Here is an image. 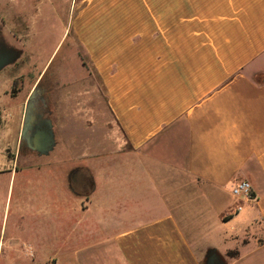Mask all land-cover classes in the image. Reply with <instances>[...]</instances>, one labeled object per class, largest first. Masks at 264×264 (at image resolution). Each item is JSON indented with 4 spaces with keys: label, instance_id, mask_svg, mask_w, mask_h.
<instances>
[{
    "label": "crops",
    "instance_id": "1",
    "mask_svg": "<svg viewBox=\"0 0 264 264\" xmlns=\"http://www.w3.org/2000/svg\"><path fill=\"white\" fill-rule=\"evenodd\" d=\"M94 2L105 10L88 16L80 31L114 141L98 125L87 136L85 157L42 159L63 147L67 131H60L47 155L30 160L29 151L18 164L2 158L0 229L7 246L56 264H204L210 252L224 264H264V0ZM242 180L252 185V198L244 200L257 224L253 235L216 228L218 242L210 237L217 225H182L178 211L186 203L235 197L228 189ZM15 185L18 218L10 228L5 207ZM154 191L167 212L138 217L139 206L157 205L141 201ZM62 208L73 214L62 244L54 251L44 240L35 244L33 225L25 222L39 216L56 234L62 222L54 214ZM212 216L210 223L230 215Z\"/></svg>",
    "mask_w": 264,
    "mask_h": 264
},
{
    "label": "rangeland",
    "instance_id": "2",
    "mask_svg": "<svg viewBox=\"0 0 264 264\" xmlns=\"http://www.w3.org/2000/svg\"><path fill=\"white\" fill-rule=\"evenodd\" d=\"M89 3L91 4L90 9L87 14H84L82 19H86L83 22L79 18V14ZM104 10L105 6L97 5L94 0H0V21L4 23V33L13 43L23 48V53L18 59V64L10 69H5L8 71L9 76L20 75L19 79L24 83V89L20 93V96L10 99L9 95L4 94L3 91L6 84L0 81V104L7 105L10 111L16 110L17 117H15V121L10 120L13 123V128L16 129L18 125L20 127L22 112L28 93L34 85L38 74L44 70L47 63H51L48 66V73L50 71L51 73L53 72L52 76L56 78V72H58L61 81H68V84H71L72 87V90L66 91L63 89L62 91L63 94H68L71 103V108L69 107L71 116L70 128L63 140V147L60 142L49 156H42V159H46L47 157L72 159L74 156H87L88 150L85 144L90 142L87 136L90 135L92 139L94 130L96 131L98 125L101 127L106 126L107 131L108 129L111 131V135L107 134V139H110V142L114 141L113 134L116 133L114 123L109 113H105L103 110L104 93L102 88L98 87L99 80L97 75L91 70L89 55L83 47L82 33L80 31L81 25L85 22L87 23L88 16L104 12ZM77 23H79L78 26ZM90 25H93V23ZM6 76H8L7 73ZM64 99L65 97L62 98V101ZM7 125H10V123H0V161L2 158L3 160L7 158L6 150L4 149V142H6L4 131ZM101 127L99 128L100 131H102ZM60 131L64 130L58 128L56 135L59 137L62 135ZM96 135L94 134L95 138ZM33 157L36 156L33 155ZM46 177L44 182L46 185H50L48 175ZM43 178L40 177L38 180L34 178L35 181L33 184H30L31 188H33L32 190L35 191L37 189V183L41 180L43 181ZM16 185L13 191L10 190L11 204L9 211V200L7 208L5 207L4 226L7 223L6 226L10 228H14L17 225L18 218L14 206L18 197V186ZM231 187L228 191H231ZM149 198L155 201L157 205H155V208L145 205L139 206L138 217L146 218L167 212V207L163 204L158 192H152L148 198L143 196L141 201L147 202ZM198 202L199 204L195 201L190 206L186 203L179 209L178 215L180 216L179 219L182 225H217L210 232V237H213L215 241L219 240L216 228L224 232L232 231L243 238L254 234L253 228L257 225L254 222L255 217H253V212H251L250 206L245 202L243 197L227 196L226 194L221 197L211 195L201 198ZM238 207H241V210H238ZM148 208H151V210ZM3 210L4 200L0 205V221ZM64 210L62 208V211L58 210L54 214L56 218H60L58 222H62L61 226L56 225V234L55 230H53V234L50 233V225H41L38 220L39 216H36L35 221L27 222V224L25 222V225H33L32 229L34 230L32 231L35 233V244L42 240L45 241L44 246L52 243V245H48V247L51 246L52 251H54L56 246L58 247L59 244H62L61 242L64 241L66 235V226L70 225L73 219V214H66L63 212ZM7 212L9 213L8 216ZM221 213H226L230 216L224 220L218 221L216 219V222H209L210 215L218 217ZM48 218L49 220L51 219L50 216ZM77 218L79 217H75V219ZM199 222L201 223L199 224ZM244 228H247V230L245 229L246 232ZM91 231H95L91 232L93 236L92 240H95L98 237V232L96 233V229H92ZM231 242L227 240L223 244L231 247L233 245ZM252 246L253 244L250 243L246 248L250 249ZM2 247L4 252L0 258V264H56L49 259L44 262H36L30 258L17 256V252L15 255L6 242Z\"/></svg>",
    "mask_w": 264,
    "mask_h": 264
},
{
    "label": "flooded vegetation",
    "instance_id": "3",
    "mask_svg": "<svg viewBox=\"0 0 264 264\" xmlns=\"http://www.w3.org/2000/svg\"><path fill=\"white\" fill-rule=\"evenodd\" d=\"M19 59V58H18ZM17 62L13 65L6 66L0 71V81L6 84L4 88V94L9 95L10 99H14L20 96V93L24 89V83L19 79L20 75H13L9 76L8 71L5 69H10L14 67ZM49 62V60H48ZM51 63H47L46 67L42 72H40L37 76V79L30 89L28 96L26 98V102L24 105V109L22 112L21 123L15 128H13L11 121H15L16 110L13 111L8 110L7 105L0 104V123H10V125L5 126L4 134L6 135V142L4 149L6 150V157L8 160L13 161L15 164L23 161V157H25V153H31L32 157L37 156L38 152L33 150L31 147L34 146L33 140L37 133V129L39 126L40 129H45L47 127L46 119H49L51 122V129L54 134V139L56 141V134L58 132V128L64 130L65 132L68 131L70 128V113L69 107L71 108L70 99L68 94H63L62 91L65 89L66 91L72 90L71 84H68V81L64 80L61 81L60 74L56 72V78L52 76L53 72L48 73V66ZM5 73V74H4ZM6 73L8 76H6ZM4 74V76H3ZM29 76V75H28ZM3 77V78H1ZM23 78V77H22ZM28 78V77H27ZM3 79V80H2ZM16 87V88H15ZM36 90V95L34 97V108L31 112V125L35 127V129L29 130L28 134L22 136V129H23V120L25 115V107L29 100L31 93ZM65 99L62 101V98ZM64 103V104H63ZM12 110V109H11ZM11 116V117H10ZM18 129V130H17ZM18 133V137H17ZM29 139H32V142L29 143ZM30 158V160L34 159ZM4 239H3V232L1 230L0 236V258L4 252L2 246H4ZM214 255L217 257L219 261L220 258L214 253L210 252L207 257ZM206 257V259H207ZM206 261V260H205Z\"/></svg>",
    "mask_w": 264,
    "mask_h": 264
},
{
    "label": "water",
    "instance_id": "4",
    "mask_svg": "<svg viewBox=\"0 0 264 264\" xmlns=\"http://www.w3.org/2000/svg\"><path fill=\"white\" fill-rule=\"evenodd\" d=\"M4 23L0 21V71L6 66L14 64L17 59L22 55L23 48L17 46L15 43L11 41V39L5 35ZM36 90H34L27 102L25 107V115L23 120V129L22 136L28 134L29 130L35 129L34 126L31 125V112L34 108V97ZM47 127L45 129H40L41 126L38 127L37 133L33 140L34 146L31 147L33 150L37 151L39 155H47L50 151L53 150L55 146L54 134L51 129V122L49 119H46ZM32 142V139H29V143ZM1 236V232H0ZM204 264H224L219 261L216 256L211 255L207 257Z\"/></svg>",
    "mask_w": 264,
    "mask_h": 264
},
{
    "label": "built area",
    "instance_id": "5",
    "mask_svg": "<svg viewBox=\"0 0 264 264\" xmlns=\"http://www.w3.org/2000/svg\"><path fill=\"white\" fill-rule=\"evenodd\" d=\"M231 193L235 197L252 198V185L250 182L242 180L233 183ZM240 207H238V210Z\"/></svg>",
    "mask_w": 264,
    "mask_h": 264
},
{
    "label": "trees",
    "instance_id": "6",
    "mask_svg": "<svg viewBox=\"0 0 264 264\" xmlns=\"http://www.w3.org/2000/svg\"><path fill=\"white\" fill-rule=\"evenodd\" d=\"M228 254H229L231 257H233V256H235V255L237 254V252H236V251H229Z\"/></svg>",
    "mask_w": 264,
    "mask_h": 264
}]
</instances>
